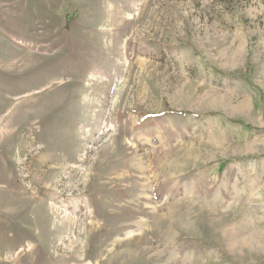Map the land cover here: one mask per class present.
<instances>
[{
    "label": "rangeland",
    "instance_id": "374dc122",
    "mask_svg": "<svg viewBox=\"0 0 264 264\" xmlns=\"http://www.w3.org/2000/svg\"><path fill=\"white\" fill-rule=\"evenodd\" d=\"M0 264H264V0H0Z\"/></svg>",
    "mask_w": 264,
    "mask_h": 264
},
{
    "label": "trees",
    "instance_id": "16d2710c",
    "mask_svg": "<svg viewBox=\"0 0 264 264\" xmlns=\"http://www.w3.org/2000/svg\"><path fill=\"white\" fill-rule=\"evenodd\" d=\"M172 113H174V114H179V113H177V112H173V111H171Z\"/></svg>",
    "mask_w": 264,
    "mask_h": 264
}]
</instances>
